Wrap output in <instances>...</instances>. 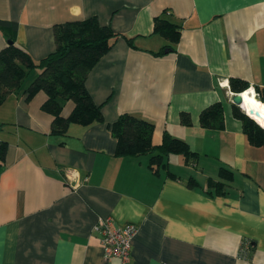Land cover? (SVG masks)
<instances>
[{"label": "crops", "instance_id": "crops-1", "mask_svg": "<svg viewBox=\"0 0 264 264\" xmlns=\"http://www.w3.org/2000/svg\"><path fill=\"white\" fill-rule=\"evenodd\" d=\"M93 17L121 35L85 80L103 123L70 125L62 140L50 134L44 93L0 105V264H121L103 257L102 219L136 227L126 264H264V148L232 116L231 97L243 92L230 87L264 89V0H0V21L16 24L15 44L35 61L54 51L56 25ZM156 17L180 26L175 51L153 34ZM6 41L0 29V50ZM217 102L223 128H202L200 113ZM258 108L264 120L260 99ZM124 113L154 124V145L165 131L185 141L195 166L170 155L172 176L153 175L148 156L116 157L111 126ZM220 168L233 180L210 196Z\"/></svg>", "mask_w": 264, "mask_h": 264}, {"label": "trees", "instance_id": "trees-1", "mask_svg": "<svg viewBox=\"0 0 264 264\" xmlns=\"http://www.w3.org/2000/svg\"><path fill=\"white\" fill-rule=\"evenodd\" d=\"M0 29L7 39L5 47L0 50V105L13 93H24L28 100L38 92L44 93L46 100L41 109L52 117L50 134L62 140L68 137L70 125L88 127L103 123L101 107L94 104L89 96L85 80L97 62L113 47L120 34L113 32L108 26H101L94 17L58 24L54 27V51L35 61L15 44V23L0 21ZM180 30L179 25L163 17L154 18L153 34L165 39L166 47L170 51H175ZM124 38L132 46V38ZM157 55L162 56L163 52ZM34 71L37 72L36 76L23 89L27 77ZM230 87L233 92L242 93L249 88V84L239 79H231ZM255 91L260 101L264 102V89L256 86ZM68 102L73 104V108L70 114L64 117L61 114L62 109ZM231 111L232 116L240 122L248 143L264 148V120L259 108L252 119L234 105ZM180 123L190 126L189 115L181 113ZM199 124L204 129H222L223 104L217 102L204 109L199 115ZM154 127L153 123L132 114L119 115L111 126V134L116 141L115 156H148L147 166L153 175L167 170V159L170 155L182 156L186 165L195 166L199 155L185 141L171 136L168 132L163 133L160 144L154 145ZM60 144L63 145L64 141ZM6 146V142L0 141V161L4 159ZM167 174L172 176L168 170ZM218 177L215 181L207 180L206 193L210 196L224 195L226 187L233 180L232 172L226 168H220ZM186 186L194 189L198 183L194 178H189Z\"/></svg>", "mask_w": 264, "mask_h": 264}, {"label": "built area", "instance_id": "built-area-1", "mask_svg": "<svg viewBox=\"0 0 264 264\" xmlns=\"http://www.w3.org/2000/svg\"><path fill=\"white\" fill-rule=\"evenodd\" d=\"M95 231L101 234L100 245L105 260L118 259L121 264L129 262L131 244L136 234L134 225L120 227L115 226L110 219H102L96 225Z\"/></svg>", "mask_w": 264, "mask_h": 264}, {"label": "bare ground", "instance_id": "bare-ground-1", "mask_svg": "<svg viewBox=\"0 0 264 264\" xmlns=\"http://www.w3.org/2000/svg\"><path fill=\"white\" fill-rule=\"evenodd\" d=\"M242 97H243V105L241 108L245 113H248L250 117L253 114H249V109L252 108V110L254 111L258 107V101H256L254 98L253 90H248L246 92H243Z\"/></svg>", "mask_w": 264, "mask_h": 264}, {"label": "water", "instance_id": "water-1", "mask_svg": "<svg viewBox=\"0 0 264 264\" xmlns=\"http://www.w3.org/2000/svg\"><path fill=\"white\" fill-rule=\"evenodd\" d=\"M168 51H165V53H167ZM256 101H259V96L256 94L254 96ZM231 103L236 106V107H242L243 105V97L242 94H233L231 97ZM255 111L252 110V108L249 109V114H254ZM248 117V113H245ZM250 118V117H249Z\"/></svg>", "mask_w": 264, "mask_h": 264}, {"label": "rangeland", "instance_id": "rangeland-1", "mask_svg": "<svg viewBox=\"0 0 264 264\" xmlns=\"http://www.w3.org/2000/svg\"><path fill=\"white\" fill-rule=\"evenodd\" d=\"M35 72H32V73H30V75L27 77V79H26V81L24 82L25 83V86H28L30 83V78L32 77V75L34 74ZM34 78V77H33ZM28 84V85H27Z\"/></svg>", "mask_w": 264, "mask_h": 264}]
</instances>
